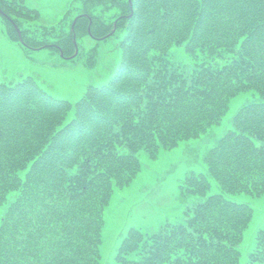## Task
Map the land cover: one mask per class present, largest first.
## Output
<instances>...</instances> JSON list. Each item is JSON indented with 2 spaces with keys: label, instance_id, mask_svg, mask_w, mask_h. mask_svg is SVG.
Here are the masks:
<instances>
[{
  "label": "trees",
  "instance_id": "16d2710c",
  "mask_svg": "<svg viewBox=\"0 0 264 264\" xmlns=\"http://www.w3.org/2000/svg\"><path fill=\"white\" fill-rule=\"evenodd\" d=\"M71 9L73 22L38 38L23 25L38 10L0 0L8 35L30 48L67 56L73 38L123 31L113 73L73 101L30 75L0 81V264H98L103 209L140 170L136 152L202 135L251 90L204 151L205 170L178 183L182 195L206 194L212 180L220 190L150 234L131 225L115 254L122 264H238L252 208L227 195L264 191V0H80L64 16ZM173 46L195 58L190 71L169 64ZM256 231L247 264H264V222Z\"/></svg>",
  "mask_w": 264,
  "mask_h": 264
},
{
  "label": "rangeland",
  "instance_id": "374dc122",
  "mask_svg": "<svg viewBox=\"0 0 264 264\" xmlns=\"http://www.w3.org/2000/svg\"><path fill=\"white\" fill-rule=\"evenodd\" d=\"M28 7H35L39 17L23 24L31 29V34L43 38L42 31L50 26L57 27V21L64 27L69 25L76 10L65 9L77 6L80 0H23ZM25 20L23 21V23ZM98 40L90 35L78 36V53L62 57L50 46L27 47L8 35V27L0 16V81L12 82L30 75L46 91L55 97L75 100L82 95L89 84H102L113 73L119 60L120 47L117 44L122 30ZM91 46H95L93 62L88 63ZM89 54V55H88ZM168 57L169 64L190 71L195 58L185 52L182 46H173ZM211 62L215 61L213 58ZM250 91L239 92L231 97L228 110L218 124L211 125L200 136L185 138L171 148H161L154 156H148L145 149L136 152L140 170L132 180L123 186L113 187L112 194L103 209L104 223L102 242L99 245L98 264H122L115 260L117 246L131 225L150 234L165 220L178 221L186 216L184 209L192 206L209 192L220 190L212 180L206 194L182 195L178 183L186 169L205 170L204 151L222 134L231 123V115L240 104L254 99ZM239 201H246L252 208L251 221L244 230L238 244L240 259L238 264H247L248 252L255 245L256 230L264 222V191L251 195L245 191L227 195Z\"/></svg>",
  "mask_w": 264,
  "mask_h": 264
},
{
  "label": "water",
  "instance_id": "95a60500",
  "mask_svg": "<svg viewBox=\"0 0 264 264\" xmlns=\"http://www.w3.org/2000/svg\"><path fill=\"white\" fill-rule=\"evenodd\" d=\"M128 3H129V6H131V0H128ZM17 32H18V29H17ZM73 43H74V45H75L74 39H73ZM76 50H77V46L75 45V52H74L73 54L76 53ZM60 53H61V52H60ZM73 54H72V55H73Z\"/></svg>",
  "mask_w": 264,
  "mask_h": 264
}]
</instances>
